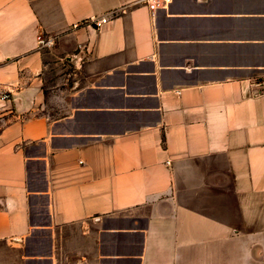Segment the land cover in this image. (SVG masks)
Here are the masks:
<instances>
[{"label": "crops", "instance_id": "1", "mask_svg": "<svg viewBox=\"0 0 264 264\" xmlns=\"http://www.w3.org/2000/svg\"><path fill=\"white\" fill-rule=\"evenodd\" d=\"M263 75L264 0H0V264H264Z\"/></svg>", "mask_w": 264, "mask_h": 264}, {"label": "built area", "instance_id": "2", "mask_svg": "<svg viewBox=\"0 0 264 264\" xmlns=\"http://www.w3.org/2000/svg\"><path fill=\"white\" fill-rule=\"evenodd\" d=\"M168 2L169 0H141V3L147 6L151 12H154L158 8L164 7ZM105 21H106V18H102L99 20V22H95V23L96 25H99V24L105 23ZM53 43H54V38L52 37H47V38H44L42 36L38 37V45L41 48H48L52 46ZM255 87L258 88L257 90L258 93L264 92V75L261 77L260 82L255 85Z\"/></svg>", "mask_w": 264, "mask_h": 264}, {"label": "rangeland", "instance_id": "3", "mask_svg": "<svg viewBox=\"0 0 264 264\" xmlns=\"http://www.w3.org/2000/svg\"><path fill=\"white\" fill-rule=\"evenodd\" d=\"M0 125H1V123H0Z\"/></svg>", "mask_w": 264, "mask_h": 264}]
</instances>
